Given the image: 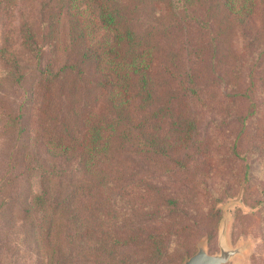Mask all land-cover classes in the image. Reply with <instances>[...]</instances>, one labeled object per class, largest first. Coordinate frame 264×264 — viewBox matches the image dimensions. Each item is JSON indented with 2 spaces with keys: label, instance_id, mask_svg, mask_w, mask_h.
Returning a JSON list of instances; mask_svg holds the SVG:
<instances>
[{
  "label": "trees",
  "instance_id": "obj_1",
  "mask_svg": "<svg viewBox=\"0 0 264 264\" xmlns=\"http://www.w3.org/2000/svg\"><path fill=\"white\" fill-rule=\"evenodd\" d=\"M0 62L9 164L38 178L1 217L39 264H166L243 181L252 206L264 139L242 141L264 131V0H0ZM219 149L235 170L210 187ZM129 152L176 183L142 179Z\"/></svg>",
  "mask_w": 264,
  "mask_h": 264
},
{
  "label": "rangeland",
  "instance_id": "obj_2",
  "mask_svg": "<svg viewBox=\"0 0 264 264\" xmlns=\"http://www.w3.org/2000/svg\"><path fill=\"white\" fill-rule=\"evenodd\" d=\"M6 74L5 66L0 62V77ZM5 101L4 107L6 111L14 112L17 109L18 103L21 99L19 91H13L7 89L2 93ZM28 116V113L26 114ZM6 119H0V182H5L1 194H0V264H39L37 256L32 250V246L24 242V236L21 230L19 221L15 222V219L11 221V217H1V212L7 213L2 207H10L12 210L14 202L31 195L38 188V178L35 173H22V165L16 169H11L10 160L8 157L15 151L14 145L17 144L12 136V142H9L2 132V122ZM27 123V117H26ZM201 131L205 130V121L201 124ZM24 133V132H23ZM205 133H200L203 136ZM208 137L213 138V133H208ZM20 138V137H19ZM264 139V131L260 133H246L243 139V145L248 149H255L262 142L258 141ZM20 144V143H19ZM258 153L259 150H256ZM134 167L140 173L142 179L147 180L154 186L173 181L176 183L179 173L176 171H164L158 165H148L141 157L135 156L133 153H127ZM215 160L217 170L208 176L207 185L210 187L216 186V183H221L225 180L221 173L225 170L233 172L235 167L228 163L225 159L224 153L219 149L216 154H211ZM237 163V162H236ZM238 164V163H237ZM230 168L234 169L231 170ZM20 172L21 175H18ZM17 176L13 180L12 176ZM216 175V180L212 179V176ZM224 175H226L224 173ZM11 179V181H10ZM255 180V181H254ZM245 183L242 182L238 189L232 188L231 197H224L222 201L213 205V211L217 212L216 215H210L207 212L204 213V217L201 222L193 226L187 225L182 233L183 241L178 244L176 248V254L171 255L170 260L166 264H180L185 257H189L196 251V244L199 240H204L207 245L209 253H215L218 251L217 246V232L218 225L222 215V205L229 200L238 199V202L228 205L230 217L227 228V239L231 245H237L241 242L248 243L247 249L244 252V256H235L227 264H264V237L262 232L261 218L258 214V205L254 204L253 199L260 197L261 191L264 192V179L260 175L253 177L250 185V200L249 203L252 206L244 204L242 201L243 191ZM223 186L227 187V184ZM211 210L207 207L204 211ZM208 214V215H207ZM212 217L214 219L212 220ZM215 217L216 223H215ZM212 223H209V222ZM15 222V223H14ZM157 224L158 221L153 222ZM214 224V226H213ZM216 225V226H215ZM133 231H130L132 233ZM131 243L123 245L127 250Z\"/></svg>",
  "mask_w": 264,
  "mask_h": 264
},
{
  "label": "water",
  "instance_id": "obj_3",
  "mask_svg": "<svg viewBox=\"0 0 264 264\" xmlns=\"http://www.w3.org/2000/svg\"><path fill=\"white\" fill-rule=\"evenodd\" d=\"M238 202V199L229 200L222 205V215L218 225L217 246L218 251L209 253L204 240H199L196 244V251L189 257H185L180 264H227L235 256H244L248 243L241 242L231 245L227 239V228L229 221L228 205Z\"/></svg>",
  "mask_w": 264,
  "mask_h": 264
}]
</instances>
